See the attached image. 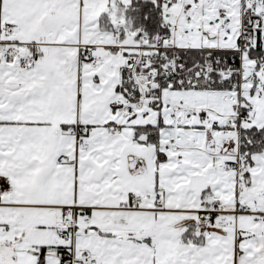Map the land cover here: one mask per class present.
I'll list each match as a JSON object with an SVG mask.
<instances>
[{"label": "snow or ice", "instance_id": "6c2138e0", "mask_svg": "<svg viewBox=\"0 0 264 264\" xmlns=\"http://www.w3.org/2000/svg\"><path fill=\"white\" fill-rule=\"evenodd\" d=\"M0 264H264V0H0Z\"/></svg>", "mask_w": 264, "mask_h": 264}]
</instances>
